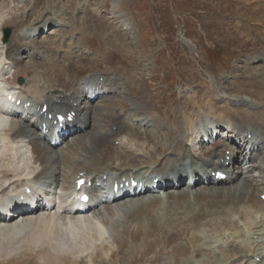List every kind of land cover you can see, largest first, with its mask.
<instances>
[{"label":"bare ground","instance_id":"obj_1","mask_svg":"<svg viewBox=\"0 0 264 264\" xmlns=\"http://www.w3.org/2000/svg\"><path fill=\"white\" fill-rule=\"evenodd\" d=\"M76 1L83 12L84 6L89 7L88 0ZM22 2L29 5L27 0ZM2 13L0 257L8 252L7 246L17 250L30 241L34 250L32 257L28 261L27 258L18 259L20 264L33 261L41 264H79L84 259L87 264H105L111 259L112 245L128 244L129 254L135 251L143 254L146 250L150 251L148 246L156 241L158 243L165 236L168 237L164 242L168 244L191 231L188 244L192 250L202 252V258H193L192 255L197 253L194 252L190 258H181V263L264 264V107L248 98H229L217 91L194 92L191 98H184L185 104L181 105L184 122L178 119L167 125L168 122L162 121L167 125L165 132L158 119L147 113L150 102L142 97L141 92L133 95L131 87V93L126 95L131 104L129 114L121 115L120 112L112 118V123L104 120L102 124L96 118L97 111L103 110V115L99 113L103 118L111 114L104 108V102L112 101L124 84V87L133 85L130 81L138 77L133 75L132 70L123 65L121 70L91 69L81 74L82 66L85 64L88 69L91 59L80 55L77 48L70 56L62 52L55 62L42 64L39 68L37 63L44 60L48 50L36 45L37 38L28 39V34L45 30L51 25L61 27L62 24L54 18L48 19L31 30H24L23 39L6 44L3 42V27L7 20ZM25 58L29 61L25 62ZM19 77L25 78V82L19 83ZM7 86L13 91L7 92ZM4 93L10 99L18 97L17 100H25L26 106L22 104L25 110L20 108V112L10 117V106ZM28 103L31 106L28 107ZM111 105L113 107L114 104ZM45 107L47 111L43 113ZM73 111L77 113L75 121L64 129L70 130L69 139L63 138L60 130L59 134L54 133L51 140L46 134V139L40 141L41 127L35 119H46L51 114L57 118L60 113ZM208 117L218 129L223 130L224 135L228 132L229 138L218 139L212 148L204 147L202 151L192 147L190 142L196 140L201 120L205 121ZM53 120L48 118L47 123ZM20 133L26 138L18 137ZM146 136H150L152 141ZM53 140L56 141L55 146H52ZM164 150L169 154L156 157ZM219 170L229 174L226 181L216 180ZM189 174L196 181L191 189L186 187ZM78 175L94 185H101V189L125 186L132 176L136 180L141 177L139 181L144 187L153 177L162 176L160 185L169 204L164 205L161 195L149 197L141 192L137 196L132 190L125 193L122 187L119 193L124 192L123 196L116 199L113 205L105 203L104 198L107 197L95 191L88 212L73 215L69 193L75 191ZM202 183L205 186L201 187ZM231 183L233 186L229 187ZM177 184L184 186L183 192L177 191ZM53 190L66 204L64 212L55 209L39 214L40 211H37L32 218H29L31 212H26L20 213L29 218L25 222H4V214L1 213L4 208L22 206L26 198H41L42 194H51ZM192 195L202 197L200 201L204 205L191 211L187 207L183 214L181 204L176 202L182 198L189 200ZM254 198L257 205L252 203ZM140 200L143 201L138 202ZM42 208L46 210L47 205L41 200ZM204 228V234L201 231L199 236L198 230ZM201 237L204 241L198 243ZM184 244L179 243L174 248L175 252L186 251ZM216 245L219 251V248L215 250ZM172 257L175 260L177 256ZM175 261L174 264H177L178 260Z\"/></svg>","mask_w":264,"mask_h":264},{"label":"rangeland","instance_id":"obj_2","mask_svg":"<svg viewBox=\"0 0 264 264\" xmlns=\"http://www.w3.org/2000/svg\"><path fill=\"white\" fill-rule=\"evenodd\" d=\"M22 1L0 0V13L4 12L2 14L7 20L4 27L13 29L7 43L23 39L24 30H31L48 19L54 18L62 24L61 27L47 26L49 31H53L51 35L44 30L28 35V39H38L37 46L48 50L44 60L37 63L39 68L42 64L55 62L62 52L70 56L77 48L80 55L91 59L88 69L85 64L82 66L81 74L91 69L111 72L127 66L139 78H132L130 82L133 85L126 84L112 101L104 102V108L111 114L103 118V110L97 111L96 118L102 124L104 120L112 123L120 112L121 115L129 114L131 104L126 95L131 93V87L133 95L141 92L142 97L150 102L147 113L158 119L165 132L167 125L174 120L184 122L180 108L185 104L184 98H191L194 92L217 91L229 98H248L264 107V0H88L91 7L84 6V12L76 0H27L29 5ZM114 30L116 33L113 34ZM26 61L29 59L25 58ZM111 104H114V109ZM199 115L203 116V112ZM162 121L168 124H162ZM146 139L152 141L150 136ZM161 154L169 152L164 150L156 157H161ZM182 189L178 192H183ZM201 199L192 195L189 200L182 198L176 204H181V212L185 214L187 207L191 211L203 206ZM256 200H252L254 205L258 204ZM168 204L165 200L164 205ZM203 216L201 223L204 222ZM205 229L198 230L199 236ZM190 236L191 231L168 244L164 242L168 237L165 236L148 246L150 251L143 254L136 251L129 254L128 244H115L112 245L111 259L105 264H170L171 261L174 264L176 259L177 264H185L181 263V258H190L194 252L197 253L192 257L200 259L202 252L192 250L188 244ZM201 240L204 241L202 238L198 243ZM179 243L186 244L187 252L184 249L180 253L175 252L174 248ZM32 246L30 241L17 250L7 246L8 252L0 257V264H20L17 260L23 258L28 261L34 252ZM218 248L216 245L215 250ZM175 254L177 257L173 260L172 255ZM84 260L79 264H87ZM33 262L29 264H41Z\"/></svg>","mask_w":264,"mask_h":264},{"label":"water","instance_id":"obj_3","mask_svg":"<svg viewBox=\"0 0 264 264\" xmlns=\"http://www.w3.org/2000/svg\"><path fill=\"white\" fill-rule=\"evenodd\" d=\"M11 32H12V30L10 28L5 29V35H6L5 40L9 39Z\"/></svg>","mask_w":264,"mask_h":264},{"label":"snow or ice","instance_id":"obj_4","mask_svg":"<svg viewBox=\"0 0 264 264\" xmlns=\"http://www.w3.org/2000/svg\"><path fill=\"white\" fill-rule=\"evenodd\" d=\"M84 199H87V197H84Z\"/></svg>","mask_w":264,"mask_h":264}]
</instances>
